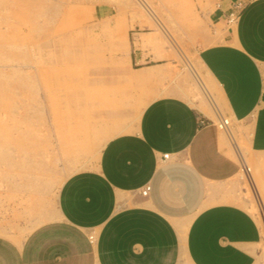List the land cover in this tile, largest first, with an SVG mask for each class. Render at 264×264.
I'll list each match as a JSON object with an SVG mask.
<instances>
[{
	"label": "crops",
	"instance_id": "0c3cea01",
	"mask_svg": "<svg viewBox=\"0 0 264 264\" xmlns=\"http://www.w3.org/2000/svg\"><path fill=\"white\" fill-rule=\"evenodd\" d=\"M207 17L216 41L199 53L225 111L188 56L191 92L131 49V78L146 86L134 122L113 113L96 163L65 177L52 218L0 232V264H264L261 227L233 188L248 156L216 122L228 116L264 150V0H210Z\"/></svg>",
	"mask_w": 264,
	"mask_h": 264
},
{
	"label": "rangeland",
	"instance_id": "374dc122",
	"mask_svg": "<svg viewBox=\"0 0 264 264\" xmlns=\"http://www.w3.org/2000/svg\"><path fill=\"white\" fill-rule=\"evenodd\" d=\"M209 6L210 0H0V232L21 235L52 218L65 177L96 163L113 113L121 112L123 126L134 122L146 86L131 78L141 65L131 61V49L166 62L158 68L166 66L167 78L191 92L188 56L225 111L199 53L216 41ZM229 121L251 168V178L240 169L233 188L261 227L263 262L264 150H253Z\"/></svg>",
	"mask_w": 264,
	"mask_h": 264
},
{
	"label": "built area",
	"instance_id": "2783aa9c",
	"mask_svg": "<svg viewBox=\"0 0 264 264\" xmlns=\"http://www.w3.org/2000/svg\"><path fill=\"white\" fill-rule=\"evenodd\" d=\"M235 16H234V14H232L231 15V18H234ZM216 122H217V125L221 128V129H223V130H226L227 131V129L229 128V118H228V116H225V115H219L218 117H217V119H216ZM163 157H168V153L166 152V153H164L163 154ZM245 166V168H246V170L248 171L249 169V167L248 166H246V165H244ZM148 190H149V185L148 184H146L143 188H142V190H141V192L143 193V194H146L147 192H148ZM93 237V235H90V238H92Z\"/></svg>",
	"mask_w": 264,
	"mask_h": 264
},
{
	"label": "bare ground",
	"instance_id": "6f19581e",
	"mask_svg": "<svg viewBox=\"0 0 264 264\" xmlns=\"http://www.w3.org/2000/svg\"><path fill=\"white\" fill-rule=\"evenodd\" d=\"M223 131H224V130H223ZM225 131H226V130H225ZM230 131H231V129H230V128H228L226 132L230 133ZM244 165H246V162H243V170H244V172H245L246 176H247L248 178H251V177H250L251 168L249 167L248 169H249V171H250V172H247V171H246V168H245V166H244ZM246 166H247V165H246Z\"/></svg>",
	"mask_w": 264,
	"mask_h": 264
}]
</instances>
